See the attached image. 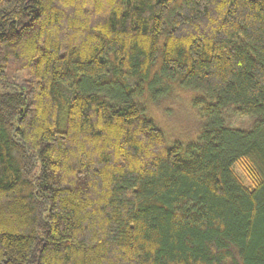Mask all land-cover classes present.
<instances>
[{"label": "trees", "instance_id": "16d2710c", "mask_svg": "<svg viewBox=\"0 0 264 264\" xmlns=\"http://www.w3.org/2000/svg\"><path fill=\"white\" fill-rule=\"evenodd\" d=\"M0 264H264V0H0Z\"/></svg>", "mask_w": 264, "mask_h": 264}, {"label": "rangeland", "instance_id": "374dc122", "mask_svg": "<svg viewBox=\"0 0 264 264\" xmlns=\"http://www.w3.org/2000/svg\"><path fill=\"white\" fill-rule=\"evenodd\" d=\"M196 96L193 92L172 89L156 102H151L148 106V115L162 130L169 142H181L188 144L195 142L198 135L205 127L204 120L198 112L192 107L191 101ZM247 118L232 117L230 124L246 125ZM237 166V165H236ZM240 179L247 183L242 169L235 167Z\"/></svg>", "mask_w": 264, "mask_h": 264}]
</instances>
